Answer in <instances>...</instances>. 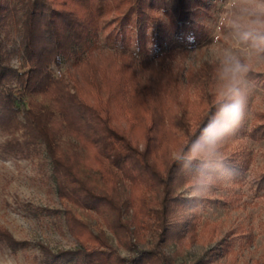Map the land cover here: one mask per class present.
I'll use <instances>...</instances> for the list:
<instances>
[{
	"label": "trees",
	"instance_id": "1",
	"mask_svg": "<svg viewBox=\"0 0 264 264\" xmlns=\"http://www.w3.org/2000/svg\"><path fill=\"white\" fill-rule=\"evenodd\" d=\"M202 7L209 9L207 0H0V127L20 124L28 140L44 144L63 203V217L79 243L70 252L46 251L47 257L71 255L86 264H108L115 253L103 230L93 232L70 202L96 208L105 205L115 214V226L128 237L136 229H151L157 245L174 234L175 205L181 204L193 214L180 222L178 233L192 226L201 199L184 198L177 192L198 171H203L201 178L206 174L215 178L220 173L232 181L241 178L245 154L225 149V140L241 131L252 139H264L262 112L246 129L243 124L218 140L212 156L190 160L182 156L187 150L193 153L200 127L213 118L224 98L215 100L208 92L209 73L215 66L204 62L189 77L195 81V99L185 90L179 99L181 86L167 61L173 53L161 50L174 35L183 46L204 38L202 27L193 20ZM11 28L20 32L17 65L10 63L11 51L3 44L10 38ZM249 34L264 50L258 39L263 34ZM101 44L108 49L100 50ZM63 60L72 67L55 74L51 65L59 67ZM239 63L247 66V78L264 84V76L245 60ZM30 92L40 94L50 106L25 104L23 97ZM188 104L195 110L190 116ZM20 111L23 120L17 119ZM137 128L143 138L141 145L133 134ZM64 130L82 140L85 155L61 145L58 134ZM170 148L179 155L171 156ZM81 162L99 170L104 186L81 176ZM119 174L129 179L131 190L125 201L114 194ZM250 185L264 191V171L255 175ZM125 202L134 211L129 218L122 215ZM0 242L12 248L23 243L3 225ZM128 243L129 264H166L167 255L156 245L144 249L130 237ZM204 263L200 258L192 264Z\"/></svg>",
	"mask_w": 264,
	"mask_h": 264
},
{
	"label": "rangeland",
	"instance_id": "2",
	"mask_svg": "<svg viewBox=\"0 0 264 264\" xmlns=\"http://www.w3.org/2000/svg\"><path fill=\"white\" fill-rule=\"evenodd\" d=\"M207 3L208 10L204 11L202 7L199 14L193 16V20L202 27L204 38L195 45L183 46L181 39L174 35L161 50L173 53L167 61L176 72L181 86L179 99L184 90L191 100L195 99V81H189V77L204 62L215 66L209 73L207 84V90L215 100L224 98L226 69L240 59L264 76V50L249 34L254 31L264 35V0H207ZM9 37L3 44L11 51L10 63L17 65L21 53L18 47L20 32L11 28ZM99 49L107 50L108 46L101 44ZM71 67L66 60L59 67L51 65L55 74ZM243 79L247 82L248 93L246 129L257 113L264 114V84L262 81L255 83L246 74H243ZM23 100L25 104L37 102L50 106L49 101L38 93H27ZM186 107L190 116L195 110L191 104ZM17 119L23 120L21 111ZM18 125L0 127V225L23 243L12 248L0 242V264H86L84 259L71 255L59 259L47 257L46 251L54 254L70 252L77 249L79 243L63 217V203L44 144L39 140H28V133L22 125ZM133 134L141 145L143 138L138 128ZM58 141L64 148L76 149L84 155L87 152L81 148L82 140L73 132L62 131L58 134ZM225 142L222 147L224 145L228 151L239 150L245 154L241 158L246 165L241 178L232 181L228 175L221 173L215 178L211 174L201 178L203 171H198L177 192L184 198L201 199L195 208L192 226L178 233L180 224L193 214L190 209L177 204L172 212L174 234L171 232L165 242L156 245L154 231L145 228L130 233L132 242L144 249L156 245L167 255L166 264H192L200 258L205 260L204 264H264V191H257L250 185L252 178L264 171V139H252L241 131ZM170 154L179 155L175 148H170ZM182 154L185 160L204 156L190 150ZM79 170L83 178L104 186L97 168L81 162ZM117 179L115 197L125 201L131 190L129 179L121 174ZM69 204L93 232L103 230L105 233L115 249L108 264H129V237L115 226V214L105 205L96 208ZM133 212L132 206L125 202L123 218L131 217Z\"/></svg>",
	"mask_w": 264,
	"mask_h": 264
},
{
	"label": "clouds",
	"instance_id": "3",
	"mask_svg": "<svg viewBox=\"0 0 264 264\" xmlns=\"http://www.w3.org/2000/svg\"><path fill=\"white\" fill-rule=\"evenodd\" d=\"M258 39L264 43V35H260ZM247 72V66L238 61L226 69L224 102L213 114V118L206 120L200 127L199 138L193 145L194 154L203 153L205 156H212L217 141L238 130L248 118L247 82L243 79V74Z\"/></svg>",
	"mask_w": 264,
	"mask_h": 264
}]
</instances>
